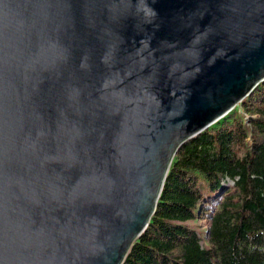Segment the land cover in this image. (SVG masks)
I'll return each mask as SVG.
<instances>
[{"label":"water","instance_id":"1","mask_svg":"<svg viewBox=\"0 0 264 264\" xmlns=\"http://www.w3.org/2000/svg\"><path fill=\"white\" fill-rule=\"evenodd\" d=\"M262 82L264 0H0V264H123Z\"/></svg>","mask_w":264,"mask_h":264},{"label":"trees","instance_id":"2","mask_svg":"<svg viewBox=\"0 0 264 264\" xmlns=\"http://www.w3.org/2000/svg\"><path fill=\"white\" fill-rule=\"evenodd\" d=\"M123 264H264V82L178 150Z\"/></svg>","mask_w":264,"mask_h":264},{"label":"rangeland","instance_id":"3","mask_svg":"<svg viewBox=\"0 0 264 264\" xmlns=\"http://www.w3.org/2000/svg\"><path fill=\"white\" fill-rule=\"evenodd\" d=\"M239 104H240V103H239ZM239 104H237L236 106H238ZM242 115H244V116H245V113H244V114H242ZM204 224H205V222H204V221H200V222L198 223V225H199V226H201V227H202Z\"/></svg>","mask_w":264,"mask_h":264}]
</instances>
